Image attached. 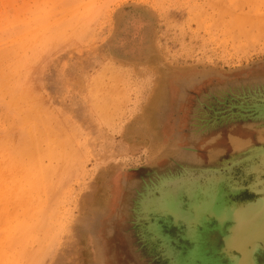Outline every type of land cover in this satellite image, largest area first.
<instances>
[{
	"label": "rangeland",
	"instance_id": "rangeland-1",
	"mask_svg": "<svg viewBox=\"0 0 264 264\" xmlns=\"http://www.w3.org/2000/svg\"><path fill=\"white\" fill-rule=\"evenodd\" d=\"M0 264H264V0H0Z\"/></svg>",
	"mask_w": 264,
	"mask_h": 264
},
{
	"label": "bare ground",
	"instance_id": "bare-ground-1",
	"mask_svg": "<svg viewBox=\"0 0 264 264\" xmlns=\"http://www.w3.org/2000/svg\"><path fill=\"white\" fill-rule=\"evenodd\" d=\"M14 100H15V99H14ZM13 103H14V102H13ZM20 140H21V139H20ZM8 146H9V145H8ZM15 148H16V147H15ZM47 150H48V149H47ZM11 151H12V150H11ZM41 151H42V150H41ZM13 154H14V153H13ZM13 154H12V155H13ZM3 157H4V156H3ZM41 159H42V158H41ZM43 164H44V163H43ZM37 166H38V165H37ZM35 168H36V167H35ZM37 170H38V169H37Z\"/></svg>",
	"mask_w": 264,
	"mask_h": 264
}]
</instances>
